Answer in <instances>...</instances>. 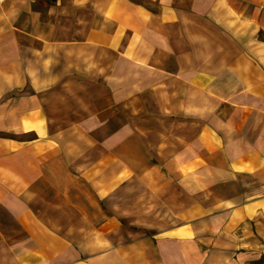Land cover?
<instances>
[{
    "label": "crops",
    "instance_id": "obj_1",
    "mask_svg": "<svg viewBox=\"0 0 264 264\" xmlns=\"http://www.w3.org/2000/svg\"><path fill=\"white\" fill-rule=\"evenodd\" d=\"M0 264H264V0L0 1Z\"/></svg>",
    "mask_w": 264,
    "mask_h": 264
},
{
    "label": "built area",
    "instance_id": "obj_2",
    "mask_svg": "<svg viewBox=\"0 0 264 264\" xmlns=\"http://www.w3.org/2000/svg\"><path fill=\"white\" fill-rule=\"evenodd\" d=\"M0 1H2V0H0Z\"/></svg>",
    "mask_w": 264,
    "mask_h": 264
},
{
    "label": "rangeland",
    "instance_id": "obj_3",
    "mask_svg": "<svg viewBox=\"0 0 264 264\" xmlns=\"http://www.w3.org/2000/svg\"><path fill=\"white\" fill-rule=\"evenodd\" d=\"M260 260V259H259Z\"/></svg>",
    "mask_w": 264,
    "mask_h": 264
}]
</instances>
